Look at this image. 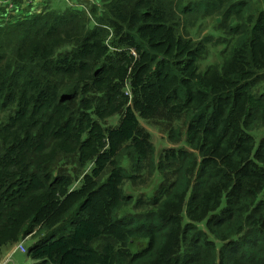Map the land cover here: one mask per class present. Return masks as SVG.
<instances>
[{
	"label": "trees",
	"instance_id": "trees-1",
	"mask_svg": "<svg viewBox=\"0 0 264 264\" xmlns=\"http://www.w3.org/2000/svg\"><path fill=\"white\" fill-rule=\"evenodd\" d=\"M100 1L98 24L47 4L0 17V262L29 238L32 264H264V10ZM196 8L236 36L204 69L208 37L181 31ZM141 120L195 153L162 150V183L180 176L139 218L121 211L128 165L155 151Z\"/></svg>",
	"mask_w": 264,
	"mask_h": 264
},
{
	"label": "rangeland",
	"instance_id": "rangeland-1",
	"mask_svg": "<svg viewBox=\"0 0 264 264\" xmlns=\"http://www.w3.org/2000/svg\"><path fill=\"white\" fill-rule=\"evenodd\" d=\"M10 1V0H8ZM240 1V0H238ZM246 2V8H250L249 13L254 16H257L262 10H264V0H242ZM48 2V3H47ZM184 4L190 5V3L196 4L194 7L198 6L197 0H184ZM51 5L53 7H62V11L67 8H72L79 10L86 14V18L88 22H92L98 24L99 22L102 23L101 20L104 18V7L103 3L100 0H23L21 3L25 5L28 9H24L22 12L17 14L20 11L21 6L18 3L15 4V7L18 8L15 14L17 15H10L3 17L0 14L1 20L3 23H9L12 20V17L18 16L20 14H28L31 15L37 8L38 11H43L45 9V5ZM46 5V6H47ZM2 6V5H1ZM47 6V7H48ZM44 7V9H42ZM46 7V8H47ZM193 8V7H192ZM94 9V12H92ZM2 10V8H1ZM40 11V12H41ZM219 22L222 21V18L218 16L217 11H204L199 10V8L191 9L189 13L186 15L183 14V25L181 27V31L183 34H188L193 37L195 40L203 39L204 36L208 37L207 43V53L206 55L200 60V68L204 69L209 64L219 63L223 57L227 53H223L224 47H228L235 42L236 36H233V33H229L228 29H219L215 24V20ZM247 24L246 21H243ZM108 32L111 31L107 26H105ZM110 39V38H109ZM229 42V43H228ZM229 49V48H228ZM0 119H2L0 117ZM141 123L144 125L147 131L151 133L153 144H154V154L151 158H149L145 162V166L138 171H131V165L129 164L127 169L129 170L128 174H132L128 179L125 180V193L128 198H131V203L126 204L124 209L121 212H128V216L130 217H139L151 214L153 210H155L154 205L146 204V196L148 195L149 191H152L150 195L156 196V199L159 200L160 194L165 191L171 184L177 181L178 177L180 176L179 168L180 162L177 161L174 164V172H170V177L167 180H164L162 183V175L156 169L155 163L159 160V156L163 149L165 148H184L186 151L190 153H195L193 149L189 147L187 143H185V137L182 138V141L178 143L172 142L167 133L160 130L159 127L151 125L144 120H141ZM183 126V122L180 123V126ZM162 183L161 189L155 192L157 186ZM139 200L138 205H135V202ZM154 201V200H153ZM32 242V239H27L24 241L25 246L27 247L28 244ZM10 249V248H9ZM8 249V250H9ZM2 257L0 264L3 263L6 253ZM28 252L17 251L11 257H9L8 264H32L33 259L29 257L27 254Z\"/></svg>",
	"mask_w": 264,
	"mask_h": 264
},
{
	"label": "built area",
	"instance_id": "built-area-1",
	"mask_svg": "<svg viewBox=\"0 0 264 264\" xmlns=\"http://www.w3.org/2000/svg\"><path fill=\"white\" fill-rule=\"evenodd\" d=\"M15 1L14 0H0V14L2 16H8L11 13H14L15 11L18 10L17 7H15ZM2 5V6H1ZM2 8V10H1ZM23 242L19 243L16 246V250H20L22 252H26V248L23 246ZM8 262V261H7ZM5 262V263H7Z\"/></svg>",
	"mask_w": 264,
	"mask_h": 264
},
{
	"label": "crops",
	"instance_id": "crops-1",
	"mask_svg": "<svg viewBox=\"0 0 264 264\" xmlns=\"http://www.w3.org/2000/svg\"><path fill=\"white\" fill-rule=\"evenodd\" d=\"M35 11H36V10H35ZM11 250H12V249H11ZM11 250H10V252H11ZM10 252H8L7 254L9 255V254H10ZM7 254H6V255H7Z\"/></svg>",
	"mask_w": 264,
	"mask_h": 264
}]
</instances>
